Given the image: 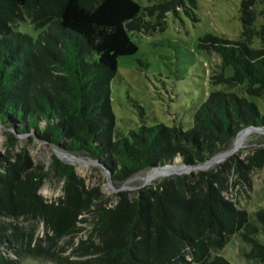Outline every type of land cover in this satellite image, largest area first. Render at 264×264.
<instances>
[{"label": "trees", "instance_id": "trees-1", "mask_svg": "<svg viewBox=\"0 0 264 264\" xmlns=\"http://www.w3.org/2000/svg\"><path fill=\"white\" fill-rule=\"evenodd\" d=\"M256 5L241 0L238 39H198L201 50L214 48L220 57L216 84L240 85L244 93H208L187 127L142 121L123 132L111 105L119 58L138 51L133 34L165 31L168 14L194 17L197 0H149L147 6L135 0H0V124L91 155L118 180L179 159L204 163L226 150L240 130L264 126V114L251 99L264 100V49L251 45L260 33ZM24 23L39 30L37 36ZM263 156L264 150L249 160ZM0 166V217L38 218L52 232L34 244L32 235L24 239L18 227L10 235L0 222V264H21L23 255L51 264H235L218 252L233 237L249 247L243 248L247 257L264 262V208L251 216L225 196L226 174L233 166L241 169L236 156L218 171L166 177L133 196L122 191L112 206L93 204L90 193L81 197L73 188L75 168L55 155L49 171L33 165L26 150L12 160L0 158ZM51 171L67 182L58 201L40 194ZM92 205L95 234L69 255L53 250L52 241L74 232L77 217Z\"/></svg>", "mask_w": 264, "mask_h": 264}, {"label": "rangeland", "instance_id": "rangeland-1", "mask_svg": "<svg viewBox=\"0 0 264 264\" xmlns=\"http://www.w3.org/2000/svg\"><path fill=\"white\" fill-rule=\"evenodd\" d=\"M135 1L147 6L149 0ZM240 3L241 0H197L194 17H189L183 11L178 15L170 13L165 31L158 30L149 35L139 33L132 35V39L139 45L138 51L134 55L119 58L118 73L112 81L111 105L115 123L121 131L127 132L136 128L142 121L147 125L182 123L187 127L192 121L196 107L201 105L208 93L220 90L244 93L240 85L229 87L228 84H216L215 75L220 71V57L214 48L203 51L198 46L199 37L207 34L230 40L240 37L242 23L239 15ZM256 12L258 18L255 26L260 33L252 39L251 45L264 49V28L262 29L264 0H257ZM22 28L34 37L39 31L29 23H24ZM251 99L257 103L260 113L264 114V100L257 96ZM244 130H250L251 134L246 137L242 147L233 151L236 138ZM11 133L17 137L15 145H12ZM25 150L33 165L41 166L47 171L50 170L52 155L61 162L72 165L77 174L73 188L77 187L81 197L85 199L88 197L87 193H90L89 199L93 204L107 202V205L111 206L118 202L116 196L122 191L133 196L139 189L160 182L166 177L195 176L200 171L211 168L218 171L221 166L219 168L216 166L227 163L232 156H236L241 162V169L233 166L226 174L229 186L226 198L235 202L239 209L245 210L251 216L264 208V156L259 162L254 160L252 163L249 160L251 156L264 150V126L252 125L240 130L229 140L226 150L210 156L204 163L185 165L179 159L175 165L156 167H174L177 172L160 177L151 183H145L143 177L153 168L140 170L127 179L118 180L104 163L91 155L67 151L53 142L35 136L32 132L18 134L13 126L0 124V158L12 160L22 152L25 153ZM59 152L81 158L84 163L72 164L63 161L59 157ZM220 154L226 155L213 164ZM66 186V179L51 171L40 188V194L49 201H58L66 196ZM95 209L96 206L92 205L90 211L77 217V228L74 232L52 241L53 250L69 255L80 241L87 239L91 234L94 235ZM0 222L5 225L10 235L15 227L19 228V233L24 235V239L32 235L34 244L39 239L52 235L44 221L38 218L21 217L12 220L0 217ZM44 245H49V242H44ZM243 248L249 250L248 246L233 237L226 248L218 252L235 264H264L247 257ZM2 249L6 253L9 252L5 247ZM11 256L16 257L15 254ZM20 261L21 264H51L45 257L23 255Z\"/></svg>", "mask_w": 264, "mask_h": 264}, {"label": "bare ground", "instance_id": "bare-ground-1", "mask_svg": "<svg viewBox=\"0 0 264 264\" xmlns=\"http://www.w3.org/2000/svg\"><path fill=\"white\" fill-rule=\"evenodd\" d=\"M249 134H251L250 130H244L242 133L239 134V136L236 138L235 143H234V150L239 149V147H242L244 141L246 140V137L249 136ZM231 153V152H230ZM59 157L63 160V161H67L70 162L72 164H78V163H84V160L75 156H72L70 154L67 153H62L59 152ZM226 154H220L215 158V162H213V164L219 162V160L223 159V157ZM208 165V164H207ZM211 166V165H210ZM177 170L174 169V167H164V168H153L152 170H150L144 177L143 180L145 183H151L153 180L155 181L156 179L160 178V177H164L167 175H171L176 173Z\"/></svg>", "mask_w": 264, "mask_h": 264}, {"label": "water", "instance_id": "water-1", "mask_svg": "<svg viewBox=\"0 0 264 264\" xmlns=\"http://www.w3.org/2000/svg\"><path fill=\"white\" fill-rule=\"evenodd\" d=\"M10 135H13L14 136V134L13 133H11ZM15 138H17V137H15ZM58 156V155H57Z\"/></svg>", "mask_w": 264, "mask_h": 264}]
</instances>
